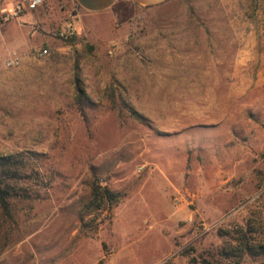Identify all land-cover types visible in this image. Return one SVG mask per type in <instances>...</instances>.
Wrapping results in <instances>:
<instances>
[{"label":"rangeland","instance_id":"rangeland-1","mask_svg":"<svg viewBox=\"0 0 264 264\" xmlns=\"http://www.w3.org/2000/svg\"><path fill=\"white\" fill-rule=\"evenodd\" d=\"M21 154L0 264H264L222 248L264 244V0L0 19V155ZM94 181L118 199L82 226Z\"/></svg>","mask_w":264,"mask_h":264},{"label":"trees","instance_id":"trees-1","mask_svg":"<svg viewBox=\"0 0 264 264\" xmlns=\"http://www.w3.org/2000/svg\"><path fill=\"white\" fill-rule=\"evenodd\" d=\"M75 94L77 108L81 113H84L85 93L78 82L75 83ZM130 112L139 117L135 111L130 109ZM32 157H36V155H0V210L4 215L11 217L12 201L18 196H23L21 194L24 190L22 183L34 172L30 163ZM117 199V193L112 192L106 186L99 185L97 181L92 182L90 198L84 205V211L80 216L82 226L86 225L84 220L87 215L108 210L109 204L116 202ZM91 220L95 221V219ZM222 248L228 257L238 258L240 261L247 255H264V244L252 240L242 227L233 230L226 245ZM200 262L211 264L206 259H202Z\"/></svg>","mask_w":264,"mask_h":264},{"label":"crops","instance_id":"crops-1","mask_svg":"<svg viewBox=\"0 0 264 264\" xmlns=\"http://www.w3.org/2000/svg\"><path fill=\"white\" fill-rule=\"evenodd\" d=\"M79 11L84 14H101L125 4L138 7H155L171 0H73Z\"/></svg>","mask_w":264,"mask_h":264},{"label":"built area","instance_id":"built-area-1","mask_svg":"<svg viewBox=\"0 0 264 264\" xmlns=\"http://www.w3.org/2000/svg\"><path fill=\"white\" fill-rule=\"evenodd\" d=\"M46 0H12L10 3H6V6L0 10V19L4 22L11 21L14 18L23 15L24 13L34 11L41 7ZM47 53V49L43 48L37 51V55L42 56ZM20 58L17 54H14L8 61L9 66L18 65Z\"/></svg>","mask_w":264,"mask_h":264}]
</instances>
